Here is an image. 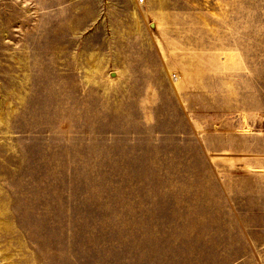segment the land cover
<instances>
[{"label": "rangeland", "instance_id": "obj_1", "mask_svg": "<svg viewBox=\"0 0 264 264\" xmlns=\"http://www.w3.org/2000/svg\"><path fill=\"white\" fill-rule=\"evenodd\" d=\"M0 264H264V0H0Z\"/></svg>", "mask_w": 264, "mask_h": 264}]
</instances>
